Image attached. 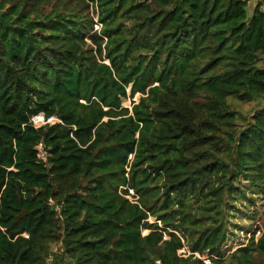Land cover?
I'll use <instances>...</instances> for the list:
<instances>
[{
    "label": "trees",
    "instance_id": "16d2710c",
    "mask_svg": "<svg viewBox=\"0 0 264 264\" xmlns=\"http://www.w3.org/2000/svg\"><path fill=\"white\" fill-rule=\"evenodd\" d=\"M248 2L0 0V264H264V226L224 251L242 182L264 201Z\"/></svg>",
    "mask_w": 264,
    "mask_h": 264
},
{
    "label": "rangeland",
    "instance_id": "374dc122",
    "mask_svg": "<svg viewBox=\"0 0 264 264\" xmlns=\"http://www.w3.org/2000/svg\"><path fill=\"white\" fill-rule=\"evenodd\" d=\"M255 3L256 0H249L248 10L250 13H252ZM90 9L91 14L93 15V12L96 10V7L91 1ZM261 64L264 66V56L261 60ZM135 98L138 100L139 94H137ZM132 100L134 99L132 98ZM229 100L236 104L237 108L244 114H251L257 109L264 107V97L250 102H242L237 99H234L233 97H229ZM123 104L130 108H132L133 106L130 98L124 99ZM242 187L245 190V195L243 197L237 198L236 207L230 215L228 240L224 245V251L226 255H229L238 247L245 245L249 241L253 231H256V238H258L261 233L260 230H262L264 226V201L262 199V196L256 194L252 187H250L249 184L244 181L242 182ZM134 195L135 192L130 190L128 197L132 201L137 199V197H135ZM58 208L59 207H57V209ZM150 220L155 221V218L151 217ZM148 232L149 230L147 229L143 230V234H146ZM167 237L168 236H165V238ZM60 244L61 241L53 242V251L58 250ZM179 252L185 254L186 256L192 253L190 252L187 246H184L182 249L179 250ZM195 255L197 257L202 258L205 263H210L209 256L207 253L202 255L199 253H195ZM50 259H52V257H50Z\"/></svg>",
    "mask_w": 264,
    "mask_h": 264
},
{
    "label": "built area",
    "instance_id": "2783aa9c",
    "mask_svg": "<svg viewBox=\"0 0 264 264\" xmlns=\"http://www.w3.org/2000/svg\"><path fill=\"white\" fill-rule=\"evenodd\" d=\"M93 17H94V30L100 32L102 29L103 23L100 21L98 13L96 11L93 12ZM133 99L137 100L135 97ZM32 120L36 126H40L46 123H55L57 121L61 122V120L55 116L50 117V118H45L43 114L34 116ZM38 149H39V156L41 158H45L46 152L43 150L42 145H39Z\"/></svg>",
    "mask_w": 264,
    "mask_h": 264
},
{
    "label": "water",
    "instance_id": "95a60500",
    "mask_svg": "<svg viewBox=\"0 0 264 264\" xmlns=\"http://www.w3.org/2000/svg\"><path fill=\"white\" fill-rule=\"evenodd\" d=\"M51 205H52L53 210L55 211L57 209L56 203L54 201H51Z\"/></svg>",
    "mask_w": 264,
    "mask_h": 264
}]
</instances>
